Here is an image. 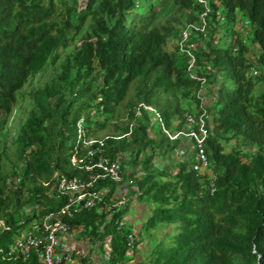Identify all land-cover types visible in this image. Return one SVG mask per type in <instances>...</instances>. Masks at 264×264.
I'll return each instance as SVG.
<instances>
[{"label":"trees","instance_id":"trees-1","mask_svg":"<svg viewBox=\"0 0 264 264\" xmlns=\"http://www.w3.org/2000/svg\"><path fill=\"white\" fill-rule=\"evenodd\" d=\"M167 4L185 14L181 26L153 23ZM207 8L204 36L192 52L195 75L205 78L207 88L211 133L205 152L215 175L213 191L207 173L192 169L188 144L172 173L157 168L154 159L183 140L152 129L145 110L134 117L138 103L149 105L173 132L186 129V112H197L199 82L187 75V57L176 44L181 29L198 21L201 4L84 0L80 7L77 0H0V115H9L12 105L24 99L19 90L30 77L47 66L57 68L27 95L32 106L12 140L17 171L4 172L7 159L0 152V264H39L34 255L3 254L32 221L59 210L62 201L53 184L60 176L78 174L68 157L80 116L87 134L110 131L103 141L105 156L114 159L128 151L126 176L137 192L133 200L154 204L143 226L175 224L168 242L153 246L148 264H264V0H207ZM240 22L244 30L237 28ZM72 43L74 49L62 57ZM249 44L257 49L253 61L247 56ZM252 68L263 71L252 75ZM132 84L126 119L118 124L113 113ZM180 98L192 99V106H182ZM130 123L127 136L113 138L126 133ZM102 184L108 191L99 208L62 220L99 252L102 264H127L131 228L120 222L128 204L106 210L115 184ZM24 202L33 207L17 217ZM106 239L110 250L103 258Z\"/></svg>","mask_w":264,"mask_h":264},{"label":"built area","instance_id":"built-area-1","mask_svg":"<svg viewBox=\"0 0 264 264\" xmlns=\"http://www.w3.org/2000/svg\"><path fill=\"white\" fill-rule=\"evenodd\" d=\"M202 6V11L196 23H187L180 31L177 41V49L187 57L186 72L190 78L198 80L199 85L194 91L197 99L196 113L186 112L184 121L185 130L173 132L163 125L159 113L151 106L138 103L134 108V117H138L140 110L149 113L154 127L171 140L180 138L189 145L194 155L192 169L198 173H207L210 191L214 190L215 175L210 170L205 152V142L211 131L207 126L206 100L204 98L205 78L197 77L194 72L195 57L192 47L188 44L189 35L195 33L204 36L205 16L208 12L207 0H196ZM255 74L256 71L252 70ZM130 126L126 133L113 136L120 138L130 133ZM108 135L101 137L87 134L83 116H80L74 124V138L69 149L68 164L71 169L78 172L72 176H60L53 184L55 193L61 198V205L56 212H48L37 223L22 229L9 249L3 254L6 258L28 259L34 255L39 264H82L81 259L86 253L77 245H72L75 231L71 230L62 218H71L82 209L100 207L107 194L108 188L104 182H113L115 187L122 181V167L119 158L110 159L102 152L103 141ZM131 180L126 182L131 184ZM136 189L134 188V191ZM106 208H108L106 206ZM120 224L126 225V215ZM135 235L131 231L126 235V253L128 255L133 246ZM103 258L109 252L108 239L102 245Z\"/></svg>","mask_w":264,"mask_h":264},{"label":"rangeland","instance_id":"rangeland-1","mask_svg":"<svg viewBox=\"0 0 264 264\" xmlns=\"http://www.w3.org/2000/svg\"><path fill=\"white\" fill-rule=\"evenodd\" d=\"M77 3L80 7L83 6L84 0H77ZM185 18V14L182 12L177 11L172 5L167 4L164 6L157 15L156 20L153 23H168L170 25H176L181 26ZM237 28L244 30L245 25L244 23L240 22L237 25ZM199 35L195 33H191L189 35L188 44L195 48L199 43ZM75 46V43L70 44L63 52L62 57L66 55L69 51L73 50ZM198 47V46H197ZM257 54L256 45L249 44L248 45V52L247 56L251 61L255 59V56ZM61 57V58H62ZM252 70H255L256 73L253 74ZM251 74L252 75H259L263 71V69H255L252 68ZM57 71L56 66H47L44 68L43 71L40 73L30 77L25 85L19 90V93L24 95V99H18L11 108V112L7 116L0 115V152L3 151L6 154V161L4 166V172L9 173L10 170L17 171L18 164L15 161L14 158V152H13V142L12 140L15 137V133L18 129V126L23 122L25 119L28 111L30 110L32 106L31 98L28 95V93L34 91L36 88L42 86V84L49 78V76ZM133 85H131L126 97L124 98L123 102L119 104V106L116 108V110L113 113V121L122 124L125 121V115L127 111L126 107V100L133 97ZM230 87L232 84L229 85ZM261 86L256 85L255 91H258ZM204 98L206 102H208L207 96V88L204 87ZM180 104L184 107L192 106L193 101L192 99L187 98H180L179 100ZM102 116H100L101 118ZM152 129H155L154 123H152ZM110 131L108 129L103 130L102 132L98 133L97 136L101 137L103 135L108 134ZM151 135V133H150ZM232 144V142H229ZM186 142L181 141V145H179L173 152L170 154H167L163 157H156L153 161V164L159 168L164 169L167 173H172L176 167L177 162L180 160V158L184 155L186 152ZM228 148V146H227ZM149 150L147 149L145 153H147ZM129 157L128 151H123L121 154L117 155V158H119L120 164L122 166L123 171V177L122 181L115 187L114 193L112 197L110 198L109 202L110 204L107 205L108 208L105 207L106 210L109 208L117 207L118 205H124L128 204V209L130 210L133 204H137L134 202V196L137 194V192H134V184L131 183L129 185L126 184V182L129 179L127 177V173L131 170L130 165L126 162ZM138 166L135 167L137 170ZM137 174L140 175V172L137 171ZM163 179V178H160ZM51 187L48 190L47 194L48 196L52 197ZM134 192V193H133ZM140 204L139 210H137V213L139 215V223L132 227V231L135 235V244L130 249L128 256L129 260L127 264H148L147 259L149 256V252L153 248V246L157 242H168L171 235L175 232V224H162V223H156L154 227L145 228L143 226L145 217L149 214L150 209L153 207L154 204H149L147 202L138 203ZM33 205H31L28 202H24L17 214V217H20V215H25L30 212ZM126 215V214H125ZM125 217V216H124ZM1 226V222H0ZM72 245H77L80 248L83 249V251L87 255V261L86 264H102L101 256L99 255V252L96 250L90 249L89 243L86 241L85 238L77 236V232L74 234V238L71 242Z\"/></svg>","mask_w":264,"mask_h":264},{"label":"crops","instance_id":"crops-1","mask_svg":"<svg viewBox=\"0 0 264 264\" xmlns=\"http://www.w3.org/2000/svg\"><path fill=\"white\" fill-rule=\"evenodd\" d=\"M139 206L140 204L138 203L133 204L132 205L133 208H131L130 210L129 209L127 210L125 222H126V225L130 228L136 226L139 223V215L137 213V210H139L140 208Z\"/></svg>","mask_w":264,"mask_h":264}]
</instances>
